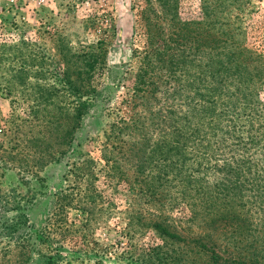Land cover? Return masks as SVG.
Masks as SVG:
<instances>
[{"label": "rangeland", "instance_id": "1", "mask_svg": "<svg viewBox=\"0 0 264 264\" xmlns=\"http://www.w3.org/2000/svg\"><path fill=\"white\" fill-rule=\"evenodd\" d=\"M150 2L159 13L154 0ZM174 2L180 21L200 19L199 0ZM135 5L133 0H0V264H131L134 250L151 242V234L140 233L134 224V217L142 221L149 213L156 214L145 203L147 176L159 174L167 186L162 194L179 203L175 194L178 184L168 183L171 176L163 177L161 166L137 173L135 161L124 154L131 138L122 137L125 142L117 153L120 176L106 177L100 160V129L113 118L99 116L102 98L114 89L111 99L116 105L130 92L136 55L141 50ZM215 13L211 18L221 23L229 41L233 43L237 37L246 57L250 51L259 58L255 66L264 75V0H229ZM157 24L165 36L167 20L162 17ZM98 41L107 51L105 67L97 78L98 95L73 130L77 152L57 153L58 162L45 157L39 163L47 152L56 154L55 149L60 152L67 147L62 142L69 131L68 124L62 127L69 103L61 91L46 103L47 92H52L48 88L60 87L55 74L69 54ZM125 69L120 75L123 79L114 87L118 72ZM260 84L257 99L263 103L264 81ZM163 89L171 92V87L163 85L148 109L137 105L133 111H162L171 103ZM117 106L121 111L115 112V117L132 112L128 106ZM53 120L59 124L56 128L50 123ZM149 131L159 135L158 130ZM77 154L93 162L87 176L78 179L66 176L69 162ZM59 191L68 196L55 201L54 194ZM166 201L162 212L171 216L177 229L180 221L170 214ZM259 218L252 213L253 221ZM259 224L256 236L261 235ZM134 229L139 233L133 234ZM236 230L232 225L212 232L214 252L223 259L240 252L247 256L244 264H264V236L260 242H238Z\"/></svg>", "mask_w": 264, "mask_h": 264}, {"label": "trees", "instance_id": "2", "mask_svg": "<svg viewBox=\"0 0 264 264\" xmlns=\"http://www.w3.org/2000/svg\"><path fill=\"white\" fill-rule=\"evenodd\" d=\"M133 1L137 3L141 50L136 55L130 92L118 103L132 112L115 117L121 107L111 99L114 89L102 98L99 116L113 118L100 129V160L106 177L120 176L117 153L125 142L122 137L131 138L124 154L135 161L137 173L161 166L162 176H171L168 183L178 184L175 194L179 203L162 194L167 186L159 174L147 176L143 183L145 203L156 214L149 213L142 221L134 217V224L140 233L151 234V242L140 251L134 250L131 264H244L247 256L240 252L230 254L229 259L216 254L211 236L216 229L232 225L237 227L238 242H260L264 236V157H259L264 153V102L257 99L264 75L255 66L259 58L250 51L246 57L238 38L233 46L221 23L211 18L229 0H199L201 17L191 21L176 17L174 0H154L159 13L150 0ZM162 17L167 20L165 36L157 24ZM106 54L98 41L67 55L69 60H63L64 66L58 68L55 80L60 87L50 86L52 92H47L44 101L50 103L58 91L68 101L62 125L65 128L68 124L62 142L67 147L60 152L55 149L56 154L47 152L39 163L45 157L58 162L57 153L77 152L73 130L98 95L97 78L105 67ZM124 72L127 70L118 72L114 87ZM163 85L171 87L169 94L162 90L171 100L163 115L157 110L133 111L137 105L148 109ZM50 123L59 126L55 120ZM149 129L158 130L159 135L153 136ZM92 164L90 158L78 155L69 162L66 176L84 178ZM208 175L213 179H207ZM67 196L61 191L54 194L55 201ZM165 200L170 214L178 216L177 229L170 222L171 216L162 212ZM252 213L260 218L253 221ZM258 222L260 236H256Z\"/></svg>", "mask_w": 264, "mask_h": 264}]
</instances>
